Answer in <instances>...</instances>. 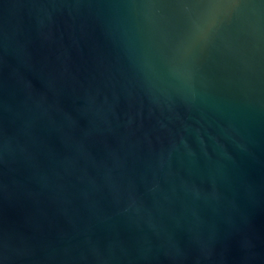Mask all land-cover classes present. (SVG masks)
Wrapping results in <instances>:
<instances>
[{
    "label": "water",
    "instance_id": "95a60500",
    "mask_svg": "<svg viewBox=\"0 0 264 264\" xmlns=\"http://www.w3.org/2000/svg\"><path fill=\"white\" fill-rule=\"evenodd\" d=\"M0 264H264V0H0Z\"/></svg>",
    "mask_w": 264,
    "mask_h": 264
}]
</instances>
